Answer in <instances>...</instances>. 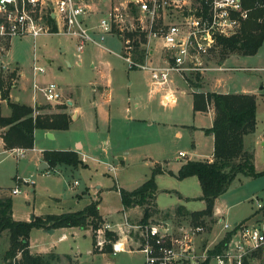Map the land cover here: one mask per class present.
<instances>
[{"label":"rangeland","instance_id":"1","mask_svg":"<svg viewBox=\"0 0 264 264\" xmlns=\"http://www.w3.org/2000/svg\"><path fill=\"white\" fill-rule=\"evenodd\" d=\"M84 1L86 3H100L101 5H98L97 9L103 10L102 3H105V1H109V5L112 7H120V5H124L127 0ZM102 13L103 11L98 12L99 15ZM125 36L131 41L135 39L136 35L126 33ZM102 45L111 50L114 54L103 53L98 47L92 45H88L81 53H78L75 42L60 32L42 35L35 41L30 38H14L11 40V48L9 49L8 56H6V59H1L0 79H2L6 91H11L13 86L17 84L16 65L18 64L21 68V76L29 78L31 81L30 88L32 91V100L33 104L35 101L36 106L48 104L67 107L64 102L63 104L46 103L38 91L34 92L33 80L40 87L51 82L55 83L61 88L62 93L74 90L79 92V103L80 106L84 107V114L82 115L80 113L78 122L76 124L73 123L69 131L61 135V137L66 136L65 138L61 140L59 137L56 141L48 140L47 143L50 145H52L51 143H56L64 148L65 143L75 138L77 132L82 131L81 128L85 130V127H90L94 124V110L90 106L92 94L88 84L93 81H99L97 69L103 70L110 78L112 93L110 113L112 120H110L111 126H109V128L111 129V134H117L119 130L123 128L121 123L123 120L124 107L126 105H129L133 109L134 103H140L141 106L147 104L148 109L151 108L153 110V115L150 116V119L154 122L151 127L148 128L145 124L146 122L139 127L136 126V128L139 129L138 132L141 134V143H138L141 144V147L137 150L136 156L128 158L124 164L121 163L118 166H111V171L108 170L107 166L105 167L103 163H98L99 165L97 163H91L96 166L97 171V174L92 176H90V172H85L80 177L69 179L61 178L57 175L48 177L45 174L42 175L40 171H37L36 164L33 161L35 156L33 151H26L25 155L19 159L16 154L9 151L7 152L0 147V188L8 189L16 185L19 187L20 194L12 195V201L14 217L21 221H24L28 215V218H30V213H33L34 196H36V206L39 203L43 204L44 198H47L49 194H54L56 198L61 201L59 205H64L65 203H70L69 201H73V195L83 189L89 182L104 187H113L116 183L124 190H132L135 188L134 184H138L137 186H139V184L151 177L150 172H152L151 167H153L154 161L162 164L168 163L171 167H175L179 165L180 162L187 160L180 159L176 162L175 158L179 152L189 154L194 152L196 155L194 157L189 156V160L208 159V156L213 150V143L204 130L210 127V119L207 116H193L189 108V102L191 101L193 93L206 94L214 90L213 83H217V80H220V84L216 85L219 93H255L256 96H253H255L256 99V136L264 133V43H262L257 53L253 56L243 57L238 54L228 55L226 58L230 59L229 62L226 63V68H224L225 66L223 67V65L227 59L219 65L218 63L221 57L218 50H214L211 54L209 65H211V67H221L222 69L229 68L231 70L225 72L211 71L203 75L194 76L191 78L192 82L193 84H198L200 86L199 88H194L188 83L190 89L188 90V87H186L180 79L177 82L174 81L175 76H173L171 89L174 91L185 90L187 92L185 96H177V104L173 108L160 105L158 96L148 97L149 73L145 70H130L128 68V65L118 57L122 51L121 44L116 38L114 39L111 35H108L105 37V41ZM8 47L9 43H0V55L2 54L5 56V51L8 50ZM2 49L4 50L2 51ZM159 53L161 54V52ZM34 59L36 60V65L45 70L43 75L37 74L33 76L31 68ZM10 62H16L17 64ZM106 62L110 64L109 72L105 71L106 68H104ZM12 73H16L14 79L8 80V77ZM196 77H199V81L196 80ZM189 79L190 76L186 78L187 82ZM130 82L131 85L126 87ZM9 83L11 84L10 86L8 85ZM139 98H141L140 101H138ZM63 99L65 98L63 97ZM209 107L212 106L210 105ZM52 111L54 112L55 110ZM37 115H39V113L34 116ZM140 117L145 118V121L149 122V118L146 117L142 107H140ZM157 120L179 124L184 127L170 126L174 130L172 129L169 132H165L161 130V127L156 126ZM99 124L106 126L107 129V121L100 120ZM193 126L199 130H197L195 134H190L187 127ZM134 127V125L130 126L127 131L133 130ZM177 130L182 133L180 138H175L174 136ZM114 142L113 140V143ZM250 142L253 143L251 140ZM37 145H41V141L38 137L35 138L33 146L35 147ZM261 157L262 163L259 166L264 168V153H262ZM15 176L24 183L21 184L20 180H16L15 182ZM167 178L168 177H166V179ZM74 180H78L80 183L78 187H73ZM164 181L170 183L168 180L164 179ZM170 181H172V184H169L170 186H179L175 183L179 180ZM187 181L190 182H183V184L185 183L187 185L186 193L190 199L185 203L177 201L178 204L186 206L191 212L203 210L204 204L199 200L201 190L197 178H189ZM160 185H163L162 182H160ZM31 188L35 190L34 194L31 193ZM0 195L6 196L7 192L0 191ZM113 197L112 194L107 195L103 200L101 209L103 213L119 207L117 202H115L117 197H115V199ZM170 197L172 200H170ZM258 199L264 202V176L250 178L239 175L232 181L228 191L218 200L217 206L225 211L223 218L226 223L233 225L235 222L245 220L255 211V201ZM169 200L171 202H169ZM176 200L177 198L175 195L173 197L164 194L158 196V204H160L161 207L165 206V208H171L176 203ZM175 209L176 207L167 212H159V214L152 216L147 224L160 223L166 219H170L176 224L182 222V217L176 216ZM167 213L169 216L166 218L164 216ZM253 216H255V214ZM138 220L139 219H134L131 221L136 226L143 225L141 220ZM185 220L189 221L187 218H185ZM219 220L220 218L215 216L214 209L211 216L203 218V224L206 225V229L204 235L198 237L197 245L199 247H212L224 236L219 230ZM97 231L96 242L104 241L105 232L98 234ZM64 232L67 235V239L59 242L57 240L61 235V231H57L53 235H47L34 229L30 233L29 243L34 247V251L48 248L49 244H54L55 252L60 255H58L59 261L53 264H144L143 254L134 250L137 248L140 239L138 230H130L125 235L128 241L127 246H129L133 252L119 254L104 253V246L102 248L96 247L93 249L92 235L94 231L92 227L88 228L89 233L82 232L78 229L66 230ZM118 239L119 236H117V240ZM8 247V233L5 231L0 237V264H7L4 261V253ZM18 258L19 256H17V259Z\"/></svg>","mask_w":264,"mask_h":264},{"label":"built area","instance_id":"2","mask_svg":"<svg viewBox=\"0 0 264 264\" xmlns=\"http://www.w3.org/2000/svg\"><path fill=\"white\" fill-rule=\"evenodd\" d=\"M94 7V2L84 0H0V40L30 38L35 41L54 33L51 20L55 33L60 32L76 42L78 53L88 45L104 48L105 37L111 35L121 43L122 52L118 57L130 70L148 71L153 87L167 88L173 76L189 87L188 76L224 70L209 65L217 41L239 34L252 10L244 8L242 0H127L120 7L106 6L97 21H93L97 12ZM256 7L264 9V0L257 2ZM126 33L136 35L135 39L130 41ZM156 48L164 51V62L151 65L148 59L153 57ZM135 51L143 53L142 63L136 60ZM31 69L33 76L45 73L35 59ZM33 89L46 103H68L55 83L40 87L33 80ZM179 93L183 91L168 90L161 98V105L175 106ZM37 113L34 110V115ZM24 152L14 151L17 157H22ZM187 157V153H178L179 159ZM11 194H20L17 185ZM218 224L224 236L214 246L205 248L197 245L198 237L205 233L204 224L193 225L190 221L176 224L168 219L130 226V229L140 233L136 250L143 254L144 264L264 263V202L256 200L255 216L244 222L229 225L220 218ZM105 231L111 232L109 225L102 226L97 233ZM226 235H229L228 241L221 252L210 255ZM104 243L105 238L97 241L96 247L102 248ZM111 246L112 254L126 251L119 239Z\"/></svg>","mask_w":264,"mask_h":264},{"label":"trees","instance_id":"3","mask_svg":"<svg viewBox=\"0 0 264 264\" xmlns=\"http://www.w3.org/2000/svg\"><path fill=\"white\" fill-rule=\"evenodd\" d=\"M242 1L244 8L252 9L250 18L236 36L218 39L214 50H218L221 57L219 65L231 54L243 57L253 56L264 43V9L256 7L260 0ZM50 24L55 33L56 28L51 20ZM135 56L137 61L143 62L142 52L135 51ZM15 74L12 73L8 80L14 79ZM198 78L196 77V80L199 81ZM188 81L192 87H200L198 84H193L191 78ZM0 87H3L2 79H0ZM210 105L214 110V120L212 127L204 131L214 138L213 161L211 163L208 161H187L175 175L178 180L196 177L199 181L201 190L199 200L204 203V209L198 212H188L181 205L175 209L176 216L182 217V221H186L185 218H187L193 225L203 224V218L212 215L215 201L228 191L237 176L242 175L250 178L264 176V172L257 173L255 171L253 152L245 148V137L254 134L256 130L255 96L212 92L193 93L194 112H206ZM8 106L11 115L7 118L0 117V127L7 128L2 136L5 150L33 148L35 130L66 131L69 129L71 119L66 113L33 116L34 110L30 107L10 102ZM65 108L61 107V109ZM43 157L50 167L57 165L72 168L85 167L77 154L72 151H47L43 153ZM159 173H161L160 168L153 169L151 177L132 192L119 191L121 204L124 208L136 206L143 208L142 224H147L152 216L159 214L154 204L157 192L155 176ZM98 205L99 201H95L78 212L33 216L29 222H20L15 221L12 217V199L10 197L0 198V237L6 231L9 242V247L4 253V261L7 264H53L59 261V257L54 253L45 255L30 253L29 236L34 229L77 228L87 230L92 227L94 231L92 246L95 249L96 231L103 225ZM168 216L167 213L164 217ZM228 237L229 235H226L210 251V255L221 252ZM116 240V234L105 231L104 253H112L111 245ZM17 256H19L18 259Z\"/></svg>","mask_w":264,"mask_h":264},{"label":"crops","instance_id":"4","mask_svg":"<svg viewBox=\"0 0 264 264\" xmlns=\"http://www.w3.org/2000/svg\"><path fill=\"white\" fill-rule=\"evenodd\" d=\"M109 1L105 3H102V8L101 9H97L98 5H101L100 3L95 4V7L97 9V12L100 11H105V7L109 5ZM95 12L94 17L92 18L93 21H97L99 14ZM114 38V37H113ZM115 39V38H114ZM74 41V40H72ZM75 42V41H74ZM0 43H9V47L8 50L5 51L6 54L4 55H0V62L1 59H6V56H8V52L9 49L11 48V41L10 42H6V41H1ZM121 44V43H120ZM76 45V42H75ZM159 47V46H157ZM105 48V47H104ZM99 48L103 53H108L106 52L105 49L107 48ZM4 49H2L3 51ZM161 52V54L159 53ZM109 54H114V53H109ZM4 56V57H3ZM164 57V51L161 50L160 48H156L154 51V55L153 57H150L148 59L149 63L151 65H156V64H162L164 61L163 59ZM233 58V57H231ZM230 59V58H229ZM229 59H227L225 61V64L223 65L224 68H226V63L229 62ZM240 59V58H239ZM34 61V60H33ZM10 63H16V62H10ZM17 64V63H16ZM17 84L15 86H13V89L9 92L6 91L5 85H3V87H0V117L2 118H7L11 115V110L8 106V103H16V104H20V105H24L27 107L32 108L33 110H37L36 112L39 113V115H56V114H61V113H66L67 115L70 116L71 122H70V126L73 123H77L79 118H80V113L83 115L84 114V107L80 106L79 103V92L78 91H68L65 93H62L63 97L65 98V100L68 101V103L66 104L67 107L65 109H61V106L59 105H48L45 104L43 106H36L35 104H33V100H32V91L30 88V83L31 81L29 80V78H24L21 76V68L19 67V65L17 64ZM94 68V67H93ZM104 68H106L105 71L109 72L110 70V64L108 62H106L104 64ZM96 70V69H95ZM97 73L99 75V81H93L90 82L88 85L91 88V94H92V102L90 103V106L93 108L94 110V124L91 125L90 127H85V130H83L84 128H81L82 131L77 132L75 138H72L70 141H68L67 143H65L64 148L60 147L59 145H57L56 143H51L52 145L48 144V140L49 141H56L59 139V137L61 138V140L65 137H61V135L65 132H68V130L66 131H57V130H35L34 131V140L35 138L38 137V139H40L41 141V145L40 146H33V148L31 149H23V148H14L12 150H5L4 147V142L2 139L3 134L7 131V128H1L0 127V147H2L5 151H9L14 153L15 150H25L26 151H33L35 153V156L33 158L34 163L36 164V169L37 171H40V173L43 175L45 174L46 176H51V175H57L58 177L61 178H65V179H69V178H74V177H80L82 176L83 173L85 172H90V176L92 175H96L97 171H96V166L91 164V163H103L105 165V167L107 166V169L110 170L112 167L111 166H118L121 163H125L126 160L128 158H132L136 156L137 150H139V148L141 147V134L140 132H138V128L140 125H143L145 122L146 126L149 128L151 127V125L153 124V120L150 119V116L153 115V110L150 108L148 109V105H142L140 103H134L133 109L129 106L126 105L124 107V111H123V120L121 123V126L123 127L121 130H119V132L116 133H112L111 134V129L109 128V126H111L110 120L111 119V113H110V104L112 103V93H111V84H110V78L109 76L103 72V70H99L97 69ZM231 69H224L222 71H216V72H225ZM147 73H149L148 71H146ZM149 84H148V97H159L160 100V105H161V98L162 96L168 92V90L173 91V89H171V84L168 85L167 88L165 89H161V88H157V87H153L151 84V77L149 74ZM173 79V77H172ZM179 78L175 76V80L174 81H178ZM52 83V82H51ZM220 84V80H217V83H213V88H215L214 90H211L212 93H219L217 90V86ZM131 82L128 83L126 85V87L130 86ZM186 87H188L185 84ZM61 89V88H60ZM188 90L189 87H188ZM180 91V90H178ZM176 91V93L178 92ZM183 91V93H179L178 95H186L187 92L185 90H181ZM62 92V91H61ZM4 94V95H3ZM191 94V93H190ZM219 94H246V95H255V93L253 92H234V93H219ZM6 95V96H5ZM256 96V95H255ZM129 100V98H128ZM141 98L138 99V101H140ZM75 106V108H74ZM140 107H142V110L145 111V115L146 117H148V121H145V118L140 117ZM175 106L172 107H168V108H173ZM74 108V109H72ZM189 108L190 111L192 112L193 116H207L210 119V127H212L213 124V120H214V110L212 107H209L208 110L206 112H194L193 111V95L191 96V101L189 102ZM52 110H55L54 112ZM33 116H34V112H33ZM103 120V121H107L108 125H107V129L106 126L100 125L99 121ZM158 121V120H157ZM134 125L135 127L133 128V130L127 131L129 129L130 126ZM161 125V126H160ZM69 126V128H70ZM115 126V125H114ZM156 126L161 127L162 131L165 132H169L170 130H172L173 128L170 126H174V127H184L181 126L179 124H173V123H168V122H162V121H158L156 122ZM207 128V129H209ZM188 131L190 134H195V132L197 130H199L198 128L193 127H187ZM174 130V129H173ZM175 138H180L182 136V133L177 130L174 133ZM209 137L212 140L213 143V150L211 152V154L208 156V159L205 160H189V156L194 157L196 154L193 153H187V160L180 162L179 165L175 166V167H171L168 163L166 164H162V163H158L156 161H154L153 163V167H151V170L153 171V169L155 168H160L161 169V173L157 174L155 176V183H156V187H157V192H156V197L154 200V204L156 209L159 212H164V211H169L179 205L183 206L188 212L189 211L186 206L182 205V204H178V202H187L190 198H188V194L186 193L187 190V185L183 182H190L187 181L186 178L184 180H179L177 183L179 186H170L172 183V181L170 180H178L175 178V175L177 174V172L179 171L180 167L186 163L187 161H208V162H212L213 161V151H214V138L212 135H209ZM113 140L115 141L113 143ZM253 141L252 142H250ZM63 142V141H62ZM250 142V143H248ZM34 144V142H33ZM147 144V143H144ZM245 148L250 149L253 152V164H254V168L255 171L257 173L260 172H264V168H261L259 165H261L262 163V153H264V133H262L261 135L256 136V130L255 133L252 135H249L247 137H245ZM47 151H57V152H66V151H72L75 152L78 156V158L82 161L83 165L85 167H79V168H72L69 166H65V165H57L55 167H50L48 165V163L44 160L43 157V153L47 152ZM108 151L110 156L115 159V162H110L108 160ZM24 152V155H25ZM15 154V153H14ZM23 155V156H24ZM22 156V157H23ZM20 159V157H17ZM146 159H150V158H146ZM102 160V161H101ZM180 159L178 158V154L177 157L175 158V161H179ZM99 165V164H98ZM150 175H152V172H150ZM166 177H168L166 179ZM146 178V177H145ZM193 178V177H190ZM196 178V177H195ZM149 178H147L144 182H142L141 184H139V186H137L138 184H134L135 188H133L132 190H124L123 188L119 187L116 183L113 185V187L108 186V187H104V186H100L99 184H94V183H87V185L84 186L83 189H81L80 191L76 192L73 195V201H69L70 203H65L64 205H59V203L61 202L58 198H56V196L54 194H49L47 195V198H44L43 204L39 203L35 204V200H36V196L33 197V213H30V218L29 215L28 217L24 220L21 221L18 218L14 217V213H13V201H12V217L15 221H20V222H29L31 218H33V216H47V215H61L64 213H69V212H78L83 210L84 208H86L87 206H89L92 202L95 201H99V205H98V212L99 215L102 218L103 221V225H109L110 230L112 233L116 234L117 236H119V240H121L122 243H124L125 252H133L128 245V241L126 240L127 238L125 237V235L127 234V232H129L130 230V226H136L134 223H132L131 220L134 219H139L138 221L141 220L142 217V213H143V208L136 206L133 208H124L121 204V198H120V194L119 191L120 190H124L126 192H132L135 189H137L138 187H140L143 183H145ZM165 180H168L170 183H166ZM16 180H20L17 178V176L14 177V181L16 182ZM198 180V179H197ZM21 184L24 183L22 182V180H20ZM160 182H162V186L160 185ZM180 182V183H179ZM199 183V181H198ZM20 184V186H21ZM28 184V183H25ZM170 184V185H169ZM174 184V183H173ZM182 184V185H181ZM80 185V183L78 182V180H74L73 182V187H78ZM15 187V186H14ZM14 187L11 188H0V191L7 192L6 196H1L2 197H10L12 199V190L14 189ZM31 193L34 194L35 190L34 189H30ZM175 191V192H174ZM9 192V194H8ZM201 192V191H200ZM113 195L114 199L115 197H117V199H115V202H117L118 204V208H115L112 211H106L105 213H103L101 211L102 209V204H103V200L105 199V197L107 195ZM160 194H164L166 196H176L177 200L176 203L171 207V208H165L161 207L160 204H158V196ZM201 196V194H200ZM222 196H220L214 204V212H215V216L224 219V215H225V211L220 209L217 206V202L218 200L221 198ZM170 200L171 197H170ZM169 200V202H171ZM178 201V202H177ZM202 202V201H201ZM204 204V203H203ZM47 205V206H46ZM142 212V213H141ZM255 214V211L252 212V214L250 216H248L245 220H242L240 222H235L234 224L237 223H241L244 222L248 219H250L251 217H253V215ZM168 220V219H166ZM225 220V219H224ZM125 224H127L128 226H126ZM101 226V227H102ZM72 229H77V228H62V229H56V230H52L53 232H50V230H44V229H39L36 231L39 232H43L44 234L47 235H53L55 234V232L57 231H61V235L59 236L57 241H64L67 239V235L65 234L64 231L66 230H72ZM80 230V229H78ZM82 232H88L87 230H80ZM73 233V232H72ZM122 237V238H121ZM136 245V243H135ZM48 248H42L39 249L38 251H34L33 248L30 243H29V251L31 254L36 255H45L48 253H54L57 256L60 255L58 253L55 252V245H48ZM138 246V244H137ZM37 247V246H35ZM135 247V246H134ZM137 249V248H136ZM136 249H134L135 251H137ZM124 253V252H122ZM63 255V254H61ZM68 255V254H65Z\"/></svg>","mask_w":264,"mask_h":264},{"label":"water","instance_id":"5","mask_svg":"<svg viewBox=\"0 0 264 264\" xmlns=\"http://www.w3.org/2000/svg\"><path fill=\"white\" fill-rule=\"evenodd\" d=\"M108 160L110 161V162H115V159H113L111 156H110V154H109V151H108ZM32 219V218H31ZM30 219V220H31ZM50 232H53L52 230H50Z\"/></svg>","mask_w":264,"mask_h":264}]
</instances>
